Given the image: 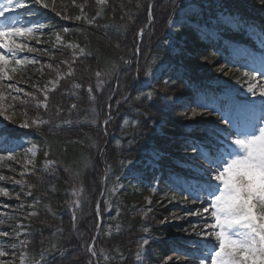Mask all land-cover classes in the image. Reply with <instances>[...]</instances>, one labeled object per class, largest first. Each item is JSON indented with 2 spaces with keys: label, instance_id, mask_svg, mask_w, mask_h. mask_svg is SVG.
<instances>
[{
  "label": "trees",
  "instance_id": "16d2710c",
  "mask_svg": "<svg viewBox=\"0 0 264 264\" xmlns=\"http://www.w3.org/2000/svg\"><path fill=\"white\" fill-rule=\"evenodd\" d=\"M77 1L79 7L75 6L76 10L84 4L83 13L87 19L60 24L54 16L50 19L65 42H76L83 49L81 55L75 53L71 59L68 56L72 51L66 58L62 55L68 54L69 48L65 46L55 47L49 52L61 55L75 70L71 76H64L59 86L49 93L48 108L36 110V116L50 123L23 128L0 119V157H5L0 160L1 175L19 176L17 165L28 155L27 146L36 144L38 147L36 164L28 167L29 185L32 187L25 189L26 194L30 191L32 195L24 196L26 202L22 209L17 199L0 198V203L7 205L4 207L6 214L0 215V220H4L0 230L11 232L18 223L25 222L27 233L22 237L27 242L25 251L32 261L39 260L41 251H47L54 245L55 251L47 257L50 264H135L131 257H134L138 241L146 233L145 227L151 226L147 215L136 212L134 205L137 192L144 191V184L133 187L135 190L130 189L123 199L114 197L111 210L108 209V187L123 175L128 161L133 164L148 156L153 149L163 152L159 159L161 167L156 172L160 171L165 177L168 174L166 165L175 159L165 152L183 144L178 135L185 131L181 124H167L171 113L169 108L135 99L138 91L149 90L141 87L148 78L145 73L161 62H167L172 70L153 83L162 93L168 96L214 95L217 89L208 82L215 80L216 73L195 65V61L216 59L226 47H218L220 41L209 40L201 27L208 28L211 23L209 15L216 16L222 10L231 15L234 24L227 26L221 36L259 47L263 42L256 20L264 10L258 8L254 0L247 3L245 0H107L105 5L89 0ZM189 1L202 7L196 11L198 25L188 24L178 31L177 37H184L183 47L175 52L173 46L166 44L169 23ZM72 2L65 0L67 4ZM149 4L152 5V19L147 14ZM97 12H100L99 16ZM93 18L95 23H89ZM141 29L144 33L139 42ZM261 31L264 32V28ZM235 62L230 64L236 65L241 61ZM97 71L104 73L99 78V86ZM109 72L112 74L108 75ZM137 72L139 79H136ZM163 80L169 81L167 86ZM90 85L93 88L91 96L95 100L90 99ZM217 102L221 101L218 99ZM73 104L77 107L72 108ZM207 108L204 112H212L213 115L200 116L201 121L205 124L219 122L220 116L212 105ZM29 111L34 114L33 110ZM109 112L112 118L104 127ZM161 119H165L162 128H176L173 135L158 132L157 125L163 122ZM172 119L176 120L174 116ZM125 120L129 124H125ZM152 120L158 124L154 125ZM133 121L139 123L133 124ZM10 155L15 159H8ZM45 160L53 163L45 168ZM105 176L106 190L101 199ZM7 186L13 196L21 191L14 182L10 181ZM76 200L80 201V207L75 210L74 225L73 202ZM31 211L36 214L30 216ZM57 229H63V233L54 235ZM171 232L173 230L169 229L159 234L165 236ZM0 239L4 241L7 237ZM186 240L184 237L161 238L155 244V254L162 256L170 249L180 257L181 264H194L198 253L185 244ZM93 242L96 256L87 250ZM121 253L128 259L121 260ZM147 259L151 264V244Z\"/></svg>",
  "mask_w": 264,
  "mask_h": 264
},
{
  "label": "snow or ice",
  "instance_id": "6c2138e0",
  "mask_svg": "<svg viewBox=\"0 0 264 264\" xmlns=\"http://www.w3.org/2000/svg\"><path fill=\"white\" fill-rule=\"evenodd\" d=\"M31 3L42 5L43 8H49V4L45 3L44 0H31ZM96 3L105 5L107 0H96ZM261 3H264V0H261ZM26 7L25 0H0V89H10L11 91L8 95H11L12 92H23V89L18 88L12 83L5 84L4 81H12L19 66L26 63H38L36 59L18 58V54L40 51L39 49L29 47L27 43L17 42V38L26 37L27 40L37 39L35 33H42L46 27V25L39 22L21 24L17 10ZM186 7L190 9L191 16L186 13L185 20L195 19L197 15L196 9L191 5ZM52 10L55 11V7ZM9 14L12 16L11 19L9 18ZM147 14L148 18L152 19L151 4L148 5ZM99 15L100 12H97V16ZM82 16L87 19L86 14L83 13V6H81V15L74 18L80 20ZM64 18L69 19L67 16ZM89 23H95V18L90 20ZM180 26L188 27V24L182 22ZM63 31L67 32L68 30L63 29ZM143 33L144 30L141 29L138 36L142 38ZM57 39H60L59 35H57ZM68 47L75 49L79 46L69 44ZM80 51L83 52V49ZM136 51L139 52L138 47ZM74 62L73 60L72 63ZM63 63L69 64V67L67 73L61 74L57 66L55 71L60 78H63L65 75L71 76L75 71L71 63L68 61H63ZM48 67L52 68V64H48ZM112 71H115V67H113ZM111 74L112 72L108 73V75ZM95 75L98 78L97 86H99L101 83L99 78L104 73L97 71ZM145 76L149 79L145 80L141 87L149 90L138 91L135 99L137 101L150 102L156 107L162 105L165 108H172L175 103L173 98L166 93H162L152 82L154 79L158 81L159 77L151 71H147ZM241 77L246 78L244 82L247 84V90L250 94L255 96L259 93L261 97H264V73L245 71L241 73ZM136 79H139L138 72ZM237 82L241 81L238 80ZM50 83L52 84V89H48L47 86L40 89L44 93L43 101H36L33 93H26V97H31L36 107L42 105L47 109V93L49 90H55L59 80L50 81ZM168 83V80H163L165 86ZM92 91L93 88L90 85L88 93L90 94V99L95 100V97L91 96ZM6 98L5 93L0 90V115H4L7 120H12L15 113L6 115V106L4 104ZM179 99V97L176 98V100ZM12 100L17 101L19 97L12 96ZM19 103L23 105L28 103V100H19ZM200 106L208 107L207 105ZM7 107H12V105L9 104ZM76 107L75 104L72 105V108ZM108 107L110 108L111 106L109 105ZM136 111L139 113L140 109L137 108ZM24 114H27L26 111ZM205 115L210 116L213 113H198L193 111L190 119L195 120L197 116ZM109 117H111V112H109ZM221 120L223 124H229V118H225L223 115L221 116ZM108 122L109 120H105V125ZM45 123H50V121H45L37 115L32 119L31 124L26 119L19 126L23 128L40 127ZM66 123H70V121H66ZM124 123L129 124V121L125 120ZM132 123L138 124L139 122L133 121ZM152 123L154 125L158 124L155 120H152ZM201 123L200 121H196L195 124L186 129V135L183 138L184 144L195 153V156L187 158L184 166L189 169V174L180 184L181 190L188 192L193 197V204L199 203L203 205L202 208L185 213V215L198 216L204 221L202 227L197 223L192 226V230L195 231L197 227H200L201 230L196 232V235L211 238L194 242L198 253L195 264H264V118H262L260 124H251L243 131L235 125H231L234 130L229 131L228 128H221L219 122H208L203 127H200ZM194 132H201L204 135L197 137L192 135ZM223 140H227V147L222 142ZM153 155L159 158V153H154ZM7 158L15 159L14 155H10ZM3 159L5 157H0V160ZM29 163H32V161H29ZM51 163L53 162L47 161L45 168ZM128 163L131 164L132 161H128ZM8 179L12 178L0 175V181ZM13 182L17 185L24 183L23 180H13ZM29 187L32 186L29 185ZM27 195H32V193L29 191ZM0 196H10L7 188L0 187ZM19 198L20 193H16V199L19 200ZM148 203L151 204L150 199H148ZM73 204V224L75 225V210L80 207V201L76 200ZM35 214V212L29 213L30 216ZM146 215L147 213H145ZM3 223L4 220H0V224ZM144 231L147 232L148 229L145 227ZM185 231L188 230L185 229ZM62 233L63 229H57V233H54V235ZM19 235L20 233L16 229H12L11 232L0 230V237L13 236L18 238ZM148 244L149 239L145 237H142L138 241V250L134 257H131L135 261V264H144L143 257L146 255L145 246ZM21 245L26 247L27 242L21 241ZM207 245H211V247H207ZM10 247L12 249L11 254L15 255L16 245L12 244ZM87 250L92 256L97 255L94 242L87 247ZM53 251H55L54 245L47 251L42 250L39 260L34 261L33 264H50L47 257ZM7 255H9L8 252L0 249V257ZM120 259L125 260L128 257H124L121 253ZM171 259L172 257H168V260ZM0 264H12V261L0 259Z\"/></svg>",
  "mask_w": 264,
  "mask_h": 264
},
{
  "label": "rangeland",
  "instance_id": "374dc122",
  "mask_svg": "<svg viewBox=\"0 0 264 264\" xmlns=\"http://www.w3.org/2000/svg\"><path fill=\"white\" fill-rule=\"evenodd\" d=\"M86 1V0H85ZM95 1L96 0H89ZM256 3V6L258 8H261L264 10V3H261V0H254ZM27 7L24 9H18L17 12L19 13L20 17V23L21 24H31L33 23L32 18H28V20H24L22 18L21 12L27 9L31 8H37V9H44L45 11L51 13L52 16H54L57 20H59V24L63 22H77L79 20H76L74 17L81 15V9L76 10V7L78 6V1L73 0L71 4L65 3V0H44L45 3L49 4V8H43L42 5H34L31 3V0H25ZM245 2H249V0H245ZM75 4V5H74ZM191 5L198 10H202L201 6L198 3L189 1L186 2L180 10L177 11L176 15L171 19L168 27V32L166 36L168 37V40L166 41V44L170 47H174L175 52H179V50L183 47L182 41L184 37L178 38L177 33L182 28L180 26V23H187L189 25H198V18L195 20L187 19L185 20V14L188 13L189 16H191L190 9L186 6ZM84 7L83 5H80ZM55 7V11L52 10V8ZM36 10L31 12L29 17L34 16ZM80 11V12H79ZM205 11L209 14V10L205 9ZM59 13V15H57ZM67 16L69 19H65L64 17ZM261 20H259L264 25V13L260 15ZM9 18L11 19L12 16L9 14ZM83 18V16H82ZM81 18V19H82ZM31 21V22H29ZM210 21L212 22V25L208 28L207 32L211 39L216 40L219 36V33L224 30V27L227 26L229 23H233V20L231 18L230 14H225L224 12L220 11L218 13L217 17L210 16ZM36 22H39L38 20ZM40 23V22H39ZM46 25V27L43 29L42 33L37 32L35 35L37 36V39L33 40H27V38H17V42L19 43H27L29 47H33L36 49H39L40 51L37 52H23L18 54V58H27L28 60L36 59L38 63L31 64L26 63L22 66H19L17 68L16 73L14 74V79L12 81L5 80L4 83H12L15 84L18 88L23 89V92L16 93L12 92L11 95H8V93L11 91L10 89L4 88L0 89L5 93V96L7 97L4 101V104L6 106V115H12L13 112L15 115L13 116L12 120H7L10 125L20 127L19 125L22 124L26 119L31 124L32 119L36 117V110L44 107L41 105L40 107H36L34 105V101L31 97H26V93H33L36 101H43L44 100V93L40 91V89L45 88L47 86L48 89H52V84L50 81L59 80V83L56 85L55 89L59 86L62 78H60L55 71L57 66L59 67V71L61 74H65L68 72L69 64H62L63 61H65L62 56H56L52 53H49L51 50H53L55 47L58 46H65L68 47L69 44H75L78 45L76 42L67 41L65 42L63 37L58 34V32L55 30V28L47 23H43ZM204 28V27H203ZM57 35H59L60 39H57ZM230 49L233 53H239L243 57H246V66L245 69H242V72L248 71H257L260 73H264V49H255L248 44L234 41L230 43ZM79 46V45H78ZM172 47V48H173ZM68 54H62L63 57L66 58V56L69 55L70 51L71 55L68 57L71 59L72 55L77 53L78 55H81V48H71L68 47ZM50 54V55H49ZM48 64H52V68L48 67ZM201 66L203 68H206L210 71H213L216 73V78L214 81H212V84L214 86H218L221 88V92L224 93V97L228 99V102L230 103V111H227L223 113L225 118H229V131H233L234 129L231 127V125H235L238 127L241 131L245 130L249 125L251 124H260L262 122V118H264V97H261L259 93H257L255 96L250 94L247 90V84L244 82L246 78L241 77V73H237V71L234 70L233 66L229 65L228 58L224 57L223 55L218 56L216 59L211 60L210 58L204 59V60H196L195 65ZM15 66V65H13ZM47 68V69H46ZM170 69H172L171 66L168 65L167 62H161L159 65H157L151 72H153L156 76L159 78L162 75H165L169 73ZM47 73V74H46ZM66 76V75H65ZM259 78V77H258ZM149 79V78H147ZM240 80L241 82H237ZM156 80L154 79L152 82L154 83ZM52 90H49L47 93V96L49 97V93ZM186 94V93H185ZM12 96H18L19 100L27 99L28 103L21 104L19 103V100L13 101ZM176 97H183L182 95H177ZM194 100V99H193ZM182 102L181 100L175 101V103ZM174 103V106L172 108H169L171 113L167 117V124L173 123L174 125L181 124L185 126V133L186 135V129L195 124L196 121H201L200 116H197L195 120L190 119L191 114L193 111L195 112H202L201 110L196 109V105H204L205 101L202 100V98L197 99L195 102H183L185 106H181L180 104L176 105ZM11 104L12 107H7V105ZM194 104V105H192ZM33 110L34 114L29 111ZM26 111V115L24 112ZM40 113V111H38ZM228 113V114H227ZM173 116L176 120H173ZM109 117V116H108ZM0 118L5 119L4 115H0ZM111 118V117H110ZM162 120V119H161ZM160 121V123L157 125L158 132L162 133H168L170 135H173V132L175 133L176 128L174 127H163L165 123V119ZM205 123H201L199 126L203 127ZM221 128H226V125L223 123H220ZM162 129V130H161ZM104 131V130H103ZM107 133L106 131H104ZM192 135L201 137L204 134L201 132H194ZM201 135V136H200ZM172 140V139H171ZM225 146H228V142L225 144ZM178 147V146H177ZM172 150L166 151L165 153L174 155L173 157H181L179 159H176L175 164H172L169 166L170 172L166 176L165 179H163V176L160 175V172L154 173L155 169H159L160 165L158 164V161L163 154L158 149H153L150 151L148 156L143 157L142 159L137 160L133 164H127L124 169L123 175L113 181L110 186L108 187V209L111 210L113 208V199L114 197H119V199H123L124 194L127 193L130 189H134L133 187H137L141 184H144V191L137 192L136 195V202L134 205L136 206V212L141 213L145 215L147 213V217L149 218L151 226L148 229V232H146L143 237L149 239V244L145 246L146 255L143 257L144 264H150L147 263V252H148V246L151 244V264H181L180 257L177 255V253L171 252L172 250L167 249L166 252L160 256L159 254H155V251L157 249L156 243L160 242L161 238H167V239H174L175 237H184L186 240L185 244L190 245V248H195L197 251L195 241L199 240H207L209 237H201L196 235V232H199L201 230L200 227H197L195 231L192 230V226L194 224L199 223L200 226H203L204 221L201 220L200 217L195 215H185L188 211H194L197 208H202L203 205H200L199 203L193 204V197L188 194L186 191H182L180 188V184L182 180L188 176L189 169L184 166L186 163L187 158L195 156V153L191 151V149L184 147L182 144L178 148H171ZM27 153L24 160H21L18 162V175L17 177L11 176L8 180L0 181V184H3L4 187L7 188V190L10 193V188L6 187L5 185L9 183L10 181H20L23 180L24 183L17 185L19 186L21 191L20 198H19V206L22 209V207L25 206L26 199L24 200V196L26 197L25 189L31 188L29 187V178H30V169L28 167L33 166L36 164L35 158L38 154V147L36 144H30L27 147ZM154 153H159V158L154 157ZM178 155V156H177ZM29 161H32V163H29ZM179 161V163H178ZM47 160L44 161V165L46 164ZM203 163V161H201ZM49 165V164H48ZM23 173V175H21ZM153 173V174H151ZM1 175V174H0ZM23 176V178H21ZM163 180V182H162ZM136 189V188H135ZM134 189V190H135ZM10 193V196L6 197L7 199H16V194ZM3 197V196H0ZM173 197H175L173 199ZM5 198V197H3ZM151 200V204L148 203V199ZM5 204H0V215H5L6 211L1 210V207H4ZM150 209V211H149ZM33 211L29 212L32 213ZM207 215V214H205ZM180 217V218H177ZM164 221V222H162ZM209 222H211L209 220ZM172 229L173 232L170 234H165V236H161L159 234L162 231H166ZM187 229L188 231H185ZM12 230V229H11ZM17 232L20 233V235L17 237H7L4 241L0 239V249L6 251L9 253V255L5 257H0V259L6 260V261H12V264H33L34 261L30 260L28 257V254L25 251V246L21 245V241H25V239L22 237L23 234L27 233V228L25 225V222H20L17 225L16 228ZM197 239V240H196ZM15 244V255H12V249L10 245ZM168 257H172V261L168 260ZM195 264V263H194Z\"/></svg>",
  "mask_w": 264,
  "mask_h": 264
}]
</instances>
